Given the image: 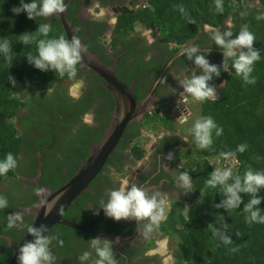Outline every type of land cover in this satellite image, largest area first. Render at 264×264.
Returning a JSON list of instances; mask_svg holds the SVG:
<instances>
[{"label":"trees","instance_id":"obj_1","mask_svg":"<svg viewBox=\"0 0 264 264\" xmlns=\"http://www.w3.org/2000/svg\"><path fill=\"white\" fill-rule=\"evenodd\" d=\"M250 1L261 3L263 8H257L256 4L251 5ZM222 4L223 12H218L215 7L216 0H149L150 8L122 15L111 37V46L115 49L118 43L123 42L126 36L134 31V24L139 23L156 28L163 40V47L168 49L171 46L172 50H176L177 45H183L195 37L208 35V32L201 33L202 26L219 28L231 17L234 24L231 30L233 35L238 34L242 27H247L254 35V47L259 50L260 59L254 63L251 74L255 77V83H246L242 77L237 76L232 68L231 59L225 58L228 70L224 69L219 77L213 76L209 81V85L217 92V97L197 100L196 107L200 111V118L212 117L217 128L222 129V133L216 135L214 128L212 144L205 149L198 148L194 134L191 135L192 149L187 161L183 163L182 172H188L191 176V184L198 197V203L190 206L186 213L181 212V208L170 216L169 228L174 229L178 239L174 250L176 264H264V223L245 221L246 214L243 207L250 199V195L242 193L241 206L226 210L216 207V204L224 199L219 186L217 188L206 186V181L215 170L210 161L212 158L234 159L236 162L234 175L243 176L249 169L254 172H264V19L258 18L264 17V0H222ZM19 5L20 0H0V39L7 38L10 41L12 45L10 55L13 57L9 63L0 55V159H3L7 153H12L17 159L16 168L10 170L6 176H0V184L9 182L21 171L18 157L25 148L27 141L25 135L31 120L36 121L37 126L46 129L50 139L53 136L52 130L57 132L60 125L63 126L64 132H58L67 134L65 139H61L59 146L52 147L54 158L47 160V156L44 155L42 160L40 181L48 184L50 176L56 173V165L66 164L70 167L74 163L76 167L79 166L77 159L73 161L70 158L76 153V143L85 147L83 154L86 155L89 136H93L95 141L99 139L100 133L89 132L84 125H80L77 134H70V126L74 124L73 121L79 114L85 113L87 104L92 100L90 98L100 96L103 88L90 91L92 93L91 96H86L87 100L76 101L71 105V100L65 93L59 91L66 92L62 83L74 81L77 77L78 64L74 76L67 74L61 76L51 70L40 71L29 64L26 56L29 53L35 54L36 46L23 45L19 41L20 34L35 31L38 24L42 23L51 25L49 38L65 36V33L56 17L29 19L25 12L14 13L12 9ZM181 8L184 9L183 12ZM131 81L132 79H128L126 82ZM135 82H139L138 77ZM94 86L92 84L90 88ZM51 89L54 93L51 92L50 95L43 93ZM24 106H27L31 112L28 117L20 120L22 129L20 131L13 123V119ZM36 114L39 116L37 117ZM163 125H165L164 120L158 122L148 115L144 128L160 131L162 127H167ZM138 132L137 128L132 130L134 135ZM32 142V147L38 144L34 139ZM45 142L49 144L50 141ZM241 144L246 145L242 153L237 151V146ZM42 150L43 148H40V151ZM142 153L137 151V158L141 157ZM31 155L33 166L37 168L38 159L33 153ZM71 173L73 171L59 177L56 174L52 178L51 189L63 184ZM9 191H5L4 195H8ZM88 195L87 192L82 193L70 207H74ZM258 195L264 197V188ZM259 207L264 214V201ZM7 217L5 211L0 209V222L7 223ZM28 217L23 218L26 220L23 221L26 226L22 223V226L9 228L6 224L0 227V234L10 235L12 244L17 245L31 223ZM64 218L68 219V216L64 215ZM174 223H180V228L175 229ZM214 229L216 235L213 234ZM55 230L58 231V236L63 238L61 241L68 244L72 234H85L58 225L52 227L48 235ZM224 237L228 238L227 243L224 242ZM59 247L60 244L57 248ZM60 248L59 253L63 249L62 246ZM11 254L12 250L7 246V241L0 238V264H8Z\"/></svg>","mask_w":264,"mask_h":264},{"label":"flooded vegetation","instance_id":"obj_2","mask_svg":"<svg viewBox=\"0 0 264 264\" xmlns=\"http://www.w3.org/2000/svg\"><path fill=\"white\" fill-rule=\"evenodd\" d=\"M96 4L105 9L103 19H93L88 12V9ZM250 4L254 5L256 3L250 1ZM123 8L127 9V12L123 11ZM147 8H150L149 0H71L68 7V18L72 20L73 28L76 29V36L80 39L83 38L84 47L89 51L93 50L94 52H91L97 54L107 65L114 64L116 66L115 74L123 82L130 84L134 81L133 88L138 101L144 97L152 83L156 81L161 70L166 67L156 87L152 109L139 123L131 122L127 125L122 139L117 143L107 163L90 183V190L87 191L89 195L74 207H69L64 213L68 216V219H64L86 226L98 232V237L111 240L117 264H164L168 257H171L168 264H176L174 250L178 239L174 229L169 228L170 216L181 208L180 211L186 213L190 206H195L198 203V197L193 186V190L189 192H184L182 188L177 186L176 177L183 173V163L187 161L190 156V149H192L191 134L185 132L184 126L194 117L193 109L197 104V100L191 94L183 92L177 77L183 78L184 74L191 75L193 72L195 74L201 73V69L195 65L194 60L187 58L185 52L176 55L181 49L198 45L201 52L207 53L210 63L220 66L221 72L224 70L222 66L224 57L222 52H219L221 49L210 38V32L215 29L220 31L222 29V32L231 31L234 26L231 17L219 28H210L204 25L201 27V33L208 32V35L195 37L183 45H177L176 50H172L171 46L168 49L163 47V40L156 28L136 23L134 24V31L129 33L123 42L118 43L115 49H112L111 37L120 17ZM53 18H55L54 15L48 17V19ZM112 18H115V23H110ZM141 27L148 30L150 40L145 34H141L139 30ZM104 37H106L105 40ZM137 77L138 83L135 82ZM128 79H132V81L127 83ZM66 82L80 84L76 87L77 95L71 94L69 88L65 86ZM66 82L62 83V86L66 88V92L62 90L59 92L65 93L71 100V105L76 101L87 100L86 96H91L92 92L90 91L100 87L103 88L100 96L90 98L92 100L87 104L85 113L79 114L78 118L73 121L74 124L70 126V134H77L80 125H84L87 131H96L100 133L101 137L109 122L114 105L113 98L104 88L101 78L87 68L79 67L74 81ZM92 84L95 86L91 89ZM51 92L54 93L53 89L43 93L50 95ZM23 108H26L25 117H28L31 111L27 106ZM148 115L154 117V120L158 122L164 120L167 127H162L160 131L145 129L144 123ZM36 116L38 117L39 114H36ZM86 117L91 119V123L86 122ZM30 122L31 125L27 127V135H25V139L27 138L25 148L22 149L18 157L21 171L12 177L9 182L0 184V195L6 197L9 204L7 208L3 209L6 216L28 209L37 200L35 189L38 187L31 181L36 170V166H33L31 153L37 159L40 156L41 161L44 155L47 156V160H50L54 158L52 147L59 146L61 139H65L67 136V134L58 132H64L63 126L60 125L57 132L54 129L52 130L53 136L50 139L46 129L37 126L34 120ZM49 126L51 125L49 124ZM134 128L139 130L137 135L132 133ZM89 138L90 141L86 143V155L83 154L85 147L80 146L78 143L75 144L76 153L70 157L73 161L77 159L80 163L81 160L85 159L89 147L99 140L95 141L91 135ZM32 139L38 142L34 147L31 146ZM46 140L50 141L49 144L45 142ZM40 148H43V150L40 151ZM137 151L143 152L139 158L136 155ZM169 153L172 154V159H168ZM76 168L74 163L70 167L66 164H58L55 166V175L58 174V177L64 176L71 171L74 172ZM55 175L50 176L48 184H43L41 181L40 183L49 186L51 189L52 178ZM41 176L42 173H40V180ZM121 179H128L130 184L136 183L141 187H146L150 192L160 191L168 197V204L165 206L159 229L148 237L142 234V222L127 219L116 221L106 216L100 207L102 202L107 201L108 191L117 188ZM7 190H10L9 194L4 195ZM25 217L30 218L32 222L31 215L23 216V218ZM6 224L2 221L0 227ZM23 225L26 226V223H23ZM20 226L22 225L20 224ZM174 226L175 229H179L181 225L180 223H174ZM49 236L54 237L50 248L56 257L55 264H80L78 257L84 251L92 252V257L87 264H93L96 259L94 251L89 247V239L97 236L89 233H74L70 237L69 244L63 242L64 246L61 243L63 238L58 236V231L55 230ZM111 238L121 240L113 241ZM162 241L165 242L163 248L160 247ZM58 244L63 248L61 253H59L61 248H57Z\"/></svg>","mask_w":264,"mask_h":264},{"label":"clouds","instance_id":"obj_3","mask_svg":"<svg viewBox=\"0 0 264 264\" xmlns=\"http://www.w3.org/2000/svg\"><path fill=\"white\" fill-rule=\"evenodd\" d=\"M216 10L223 12L222 0H216ZM99 9V11H97ZM12 11L16 14L25 12L29 19L36 17H50L65 12L64 0H20V5L14 7ZM184 9L181 8V12ZM93 19L100 20L105 17V9L100 8L99 4L88 9ZM264 19V17H258ZM115 23V18L110 20ZM51 25L47 23L38 24L35 31H26L20 34V42L23 45L35 44L36 53H29L27 62L40 71H55L61 76L67 74L74 76L76 74V65L81 60L83 48L79 38L72 36L71 39L60 35L55 38H49ZM214 44L222 50L224 57L223 68L228 70L225 58H230L232 68L237 76L243 78L246 83H255L253 65L260 59L259 50L254 47V35L247 27H242L235 36L230 30L221 32L219 29L212 30L211 37ZM198 45H192L184 49L188 59L194 60L195 65L201 69L200 74L193 72L191 75H183V78L177 77L183 92L191 94L196 100L203 101L213 96L214 87L209 85L213 76L221 75L220 66L210 63L207 53L201 52ZM12 45L7 38L0 39V55L9 63L13 60L10 55ZM199 53V54H198ZM13 83L15 80L12 78ZM86 122L91 123V119L86 117ZM183 122V121H182ZM216 128V135L222 133V129L217 128L212 117L198 119L192 129L197 147L200 149L208 148L212 144V130ZM246 145H238L237 151L244 152ZM168 159H172V154H168ZM17 166V159L12 153H7L3 159H0V176H6L10 170ZM177 186L184 192L192 191L191 176L188 172L180 173L177 177ZM206 186L217 188L224 199L216 204L217 208L226 210L237 209L242 204L241 194H249L250 199L244 204L243 211L247 223H264V214L261 213V202L264 197L258 195L264 188V172L247 170L243 176L233 174V170H213L210 178L206 181ZM37 196H46L47 193L42 188L35 189ZM108 199L102 202L101 208L106 216L116 221L121 219L140 221L142 234L145 237L150 236L159 229L163 219L165 206L168 204V197L160 191H149L146 187H141L136 183L129 182L128 179H121L119 186L110 189L107 193ZM43 199L41 200V204ZM9 206L8 200L0 195V209ZM23 223V215L17 211L9 214L7 217V226L9 228L17 227ZM28 233L33 239L25 242L19 248V264H55L56 257L53 255L50 245L54 237L46 234L47 226L44 224L31 226ZM216 235V230H213ZM89 247L94 251L96 259L93 264H117L112 248V241L106 238L93 237L89 239ZM224 242L228 238L224 237ZM61 243H63L61 241ZM165 242L160 243L164 247ZM92 252L84 251L79 257L80 264H87L91 259ZM168 257L164 264H168Z\"/></svg>","mask_w":264,"mask_h":264},{"label":"water","instance_id":"obj_4","mask_svg":"<svg viewBox=\"0 0 264 264\" xmlns=\"http://www.w3.org/2000/svg\"><path fill=\"white\" fill-rule=\"evenodd\" d=\"M64 2L65 12L54 16L59 20L66 38L69 37V39H71L72 36L77 37L76 29L73 28L72 25V20L68 18V7L71 0H64ZM257 7L262 9L263 5L258 2ZM122 10L127 12V9L125 8ZM105 38L106 37H104V40ZM80 41L85 50L81 53V60L78 63L79 67L87 68L101 78L104 88L113 98L114 105L113 110L110 113L109 122L100 139L89 147L86 158L80 161L79 166L75 169L73 174L59 187L50 189L49 186L40 183L42 161L41 157L38 156V166L35 170V176L31 181L34 182L38 188L44 189L47 195L37 196L36 202L28 209H23L21 213L23 216H32V222L29 227H38L41 224L46 225V234L52 227L64 225L94 236L99 235L98 232L93 231L86 226L64 219L63 215L66 210L76 202L77 198L82 193L90 190V183L107 163V160L111 156L117 143L122 139L123 132L127 125L131 122L139 123L152 109L156 87L166 68L165 67L161 70L156 81L152 83L144 97L138 101L134 93V81L130 84L123 82L121 78L115 74L116 66L114 64L107 65L104 63L97 54L90 52L84 47L83 38H81ZM184 49L179 50V53L176 56L183 53ZM219 52H222V50ZM42 199L43 203L41 204ZM0 238L5 239L7 241V246L12 250L8 264H19V248L25 242L33 239L28 231L22 236L17 245L12 244V238L10 235L0 234ZM112 240L120 241L121 239L113 238Z\"/></svg>","mask_w":264,"mask_h":264},{"label":"rangeland","instance_id":"obj_5","mask_svg":"<svg viewBox=\"0 0 264 264\" xmlns=\"http://www.w3.org/2000/svg\"><path fill=\"white\" fill-rule=\"evenodd\" d=\"M256 1V0H255ZM207 27V26H206ZM139 30L141 31V34H145V36H147V38L150 40V33L148 32V30L144 29L141 27V29L139 28ZM65 86H67L71 92V94H75L76 93V87L80 86V84L75 83V82H66ZM217 97V92L214 91L213 96L209 97V98H216ZM194 117L192 118L191 121L188 122V124H186L184 126V130L185 132H189L192 135V129L193 126L195 124V122L200 118V111L198 109V107H195L194 109ZM25 113H26V108H23L21 110L18 111L17 116L13 119V123L16 125V127L21 131V125H20V120H22L25 117ZM182 128V127H181ZM195 141V139H194ZM194 143V142H193ZM211 163L213 164L215 170H226L228 168H231L232 170L235 169L236 167V162L234 161V159L232 158H212Z\"/></svg>","mask_w":264,"mask_h":264},{"label":"bare ground","instance_id":"obj_6","mask_svg":"<svg viewBox=\"0 0 264 264\" xmlns=\"http://www.w3.org/2000/svg\"><path fill=\"white\" fill-rule=\"evenodd\" d=\"M258 3V2H257ZM257 3H256V5H257ZM208 27V26H207ZM210 160V159H209ZM32 179V178H31Z\"/></svg>","mask_w":264,"mask_h":264}]
</instances>
